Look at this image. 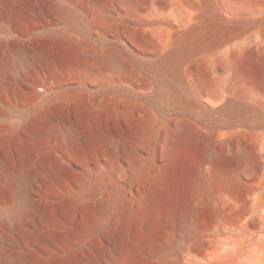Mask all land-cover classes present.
<instances>
[{
  "label": "rangeland",
  "instance_id": "obj_1",
  "mask_svg": "<svg viewBox=\"0 0 264 264\" xmlns=\"http://www.w3.org/2000/svg\"><path fill=\"white\" fill-rule=\"evenodd\" d=\"M53 1L61 19H25L24 42L56 49L65 40L121 52L126 40L135 50L125 54L131 74L154 92L135 96L141 107L129 109L142 124L139 135L132 129L130 180L142 183L148 196L133 203L126 252L138 256L137 264H264V3L111 0L83 8L77 0ZM12 33L0 17V39L11 40ZM188 35L181 79L174 82L182 96L173 100L141 68L136 52L161 53ZM38 110L0 99V125H20ZM177 124L193 128L191 142L178 139Z\"/></svg>",
  "mask_w": 264,
  "mask_h": 264
},
{
  "label": "bare ground",
  "instance_id": "obj_2",
  "mask_svg": "<svg viewBox=\"0 0 264 264\" xmlns=\"http://www.w3.org/2000/svg\"><path fill=\"white\" fill-rule=\"evenodd\" d=\"M77 1L83 8L111 3ZM0 17L13 27V39H0V99L39 109L20 125H0V264H137L126 252L128 225L134 201L148 191L130 180L132 129L139 135L142 124L129 109L141 107L135 96L154 92L131 74L125 54L135 50L126 40L121 52L65 40L56 49L24 42L25 19H61L53 0H0ZM190 38L154 55L136 52L173 100L182 96L174 82L182 74L181 43ZM84 82L88 89L77 90ZM100 85L110 90H94ZM176 127L178 139H194L192 127Z\"/></svg>",
  "mask_w": 264,
  "mask_h": 264
},
{
  "label": "water",
  "instance_id": "obj_3",
  "mask_svg": "<svg viewBox=\"0 0 264 264\" xmlns=\"http://www.w3.org/2000/svg\"><path fill=\"white\" fill-rule=\"evenodd\" d=\"M232 100V99H231ZM238 102H240V101H238ZM243 102V101H242Z\"/></svg>",
  "mask_w": 264,
  "mask_h": 264
}]
</instances>
